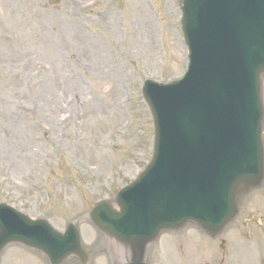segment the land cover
Returning <instances> with one entry per match:
<instances>
[{
	"label": "rangeland",
	"instance_id": "obj_1",
	"mask_svg": "<svg viewBox=\"0 0 264 264\" xmlns=\"http://www.w3.org/2000/svg\"><path fill=\"white\" fill-rule=\"evenodd\" d=\"M181 1L0 0V204L59 232L76 223L90 264L130 259L89 213L114 202L152 160L142 87L187 70ZM147 261L264 264V184L217 239L194 226L164 232ZM0 264L49 262L13 244Z\"/></svg>",
	"mask_w": 264,
	"mask_h": 264
},
{
	"label": "water",
	"instance_id": "obj_2",
	"mask_svg": "<svg viewBox=\"0 0 264 264\" xmlns=\"http://www.w3.org/2000/svg\"><path fill=\"white\" fill-rule=\"evenodd\" d=\"M189 67L167 85L145 83L155 123L154 159L117 198L90 217L146 264L147 247L163 231L196 225L212 237L239 215L240 200L264 182V0H184ZM11 244L43 253L50 264L71 257L88 264L80 233L64 234L0 205V256Z\"/></svg>",
	"mask_w": 264,
	"mask_h": 264
}]
</instances>
